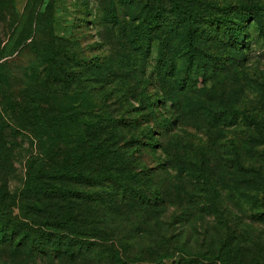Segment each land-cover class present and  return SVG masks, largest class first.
I'll return each instance as SVG.
<instances>
[{"label":"rangeland","instance_id":"374dc122","mask_svg":"<svg viewBox=\"0 0 264 264\" xmlns=\"http://www.w3.org/2000/svg\"><path fill=\"white\" fill-rule=\"evenodd\" d=\"M199 1L219 19L226 4L264 7V0ZM175 2L0 0V50L13 53L0 59V181L17 194L26 161L38 153L26 108L43 92L47 113L101 121V137L127 155L137 190H158L154 207L118 202L101 211L100 244L133 262L167 249L170 264L184 253L214 260L223 243V264H264V15L261 25L248 18L233 46L219 23L175 18ZM155 9L158 34L143 51L133 28ZM90 165L102 164L82 170Z\"/></svg>","mask_w":264,"mask_h":264},{"label":"trees","instance_id":"16d2710c","mask_svg":"<svg viewBox=\"0 0 264 264\" xmlns=\"http://www.w3.org/2000/svg\"><path fill=\"white\" fill-rule=\"evenodd\" d=\"M174 1L175 18L180 20L188 15V23L203 19L219 23L223 25V35L233 46L241 43L247 32V19L261 25L264 15L263 5L232 7L226 4L223 9H228L229 13L219 19L199 0ZM161 16L160 9H155L133 28L136 43L143 51L155 40ZM12 54V51L0 50V59ZM43 95L35 91L26 108L30 124L36 130L39 149L26 161L23 184L17 194H12L7 190V183L0 181V254L6 253V260L0 264H12L17 260L21 264H78L79 261L166 264L164 260L172 259L173 254L167 249L150 253L153 258L149 260L133 262L123 257L114 244H100L98 239L103 229L98 228V217L101 211L108 215L118 202L129 203L131 208L154 207L159 200L158 190L148 194L137 190L128 166L124 165L127 155L111 148L101 137L106 130L101 121L83 123L75 112L47 113L43 108L46 102ZM3 104V110L12 115L16 108L6 95H3ZM109 120L115 127L126 126L121 123L123 119ZM15 121L14 117V124ZM69 124L86 125L80 132L69 133L66 129ZM147 134L149 140H153L152 130ZM94 160L102 165H90L87 173L82 170L83 165ZM116 161L120 167L113 164ZM215 256L213 260L184 253L170 264H223V243Z\"/></svg>","mask_w":264,"mask_h":264}]
</instances>
